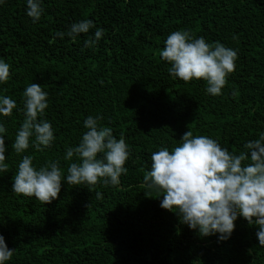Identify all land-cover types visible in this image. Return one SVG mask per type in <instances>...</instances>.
I'll return each instance as SVG.
<instances>
[{
  "label": "trees",
  "instance_id": "16d2710c",
  "mask_svg": "<svg viewBox=\"0 0 264 264\" xmlns=\"http://www.w3.org/2000/svg\"><path fill=\"white\" fill-rule=\"evenodd\" d=\"M41 6L33 23L27 0L0 3V58L10 66L0 98L17 104L10 117L0 115L9 166L0 172V236L14 249L5 264H264L255 225L238 216L226 241L201 237L178 211L162 209L163 193L143 180L152 154L180 146L187 130L234 155L264 134V0H41ZM82 20L94 27L73 40L67 32ZM98 29L102 37L86 47ZM176 31L237 52L221 95L208 93L204 80L185 83L169 73L160 52ZM32 83L48 94L42 118L54 140L37 151L30 137L29 148L17 154L12 144ZM89 116L128 145L127 173L116 186L64 179L69 164L80 162L65 160L66 150L79 145ZM24 156L37 171L59 162L61 190L51 204L12 191Z\"/></svg>",
  "mask_w": 264,
  "mask_h": 264
},
{
  "label": "clouds",
  "instance_id": "9594fccd",
  "mask_svg": "<svg viewBox=\"0 0 264 264\" xmlns=\"http://www.w3.org/2000/svg\"><path fill=\"white\" fill-rule=\"evenodd\" d=\"M3 3V0H0ZM41 0H27L26 15L33 23L43 14ZM94 27L91 20L73 23L67 35L75 40L79 34H87ZM61 38L65 33H58ZM103 31L85 41L89 47L99 41ZM235 39V37H233ZM164 61L171 64L169 73L185 83L204 80L207 92L213 96L222 94L227 77L235 71L237 52L220 43L209 44L204 38L194 39L189 32L176 31L170 34L160 52ZM10 76V66L0 58V84ZM25 119L18 131L12 148L17 154L30 146V137H35L33 146L37 151L49 148L54 140L52 125L43 119L48 108L47 92L42 86L30 84L24 91ZM16 101L8 96L0 98V115L10 117ZM98 119L89 116L84 121L87 132L75 148H67L65 160L78 157L72 162L68 175L69 185L86 184L116 186L129 158L128 145L123 138L115 139L112 129L98 127ZM6 132L0 124V134ZM246 151L231 154L215 140L206 136H193L186 131L180 146L171 152L162 148L151 156V170L143 177L144 186L158 195L163 193L161 208L169 212L178 211L183 224L198 235L208 237L219 234L218 241H226L234 230L237 217H243L249 225H255L260 246H264V134L259 139L244 145ZM4 136L0 135V172L8 171L5 163ZM98 154L102 157L98 158ZM249 161L247 164L243 163ZM12 191L25 197H34L42 204H51L61 190L62 172L59 162H52L38 171L32 165V157L24 156L18 172L13 178ZM146 195V194H145ZM96 199H103L96 192ZM14 254L4 237L0 236V264H5Z\"/></svg>",
  "mask_w": 264,
  "mask_h": 264
}]
</instances>
